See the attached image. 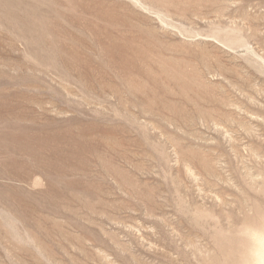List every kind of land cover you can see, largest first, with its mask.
Instances as JSON below:
<instances>
[{
	"label": "rangeland",
	"instance_id": "obj_1",
	"mask_svg": "<svg viewBox=\"0 0 264 264\" xmlns=\"http://www.w3.org/2000/svg\"><path fill=\"white\" fill-rule=\"evenodd\" d=\"M0 264H264V0H0Z\"/></svg>",
	"mask_w": 264,
	"mask_h": 264
}]
</instances>
